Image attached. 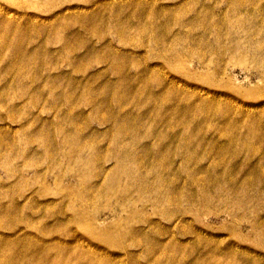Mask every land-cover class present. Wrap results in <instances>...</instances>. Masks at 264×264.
<instances>
[{
  "label": "rangeland",
  "instance_id": "rangeland-1",
  "mask_svg": "<svg viewBox=\"0 0 264 264\" xmlns=\"http://www.w3.org/2000/svg\"><path fill=\"white\" fill-rule=\"evenodd\" d=\"M0 264H264V0H0Z\"/></svg>",
  "mask_w": 264,
  "mask_h": 264
},
{
  "label": "bare ground",
  "instance_id": "bare-ground-1",
  "mask_svg": "<svg viewBox=\"0 0 264 264\" xmlns=\"http://www.w3.org/2000/svg\"><path fill=\"white\" fill-rule=\"evenodd\" d=\"M125 157H127V155H124ZM121 161H123L124 162V160H123V158H121ZM174 197H176V196H174ZM174 197H172L173 199H174ZM105 234H107V236H108V233L107 232H105ZM8 257H10V256H8ZM11 258V257H10ZM9 260V258L8 259H6V261H8Z\"/></svg>",
  "mask_w": 264,
  "mask_h": 264
}]
</instances>
